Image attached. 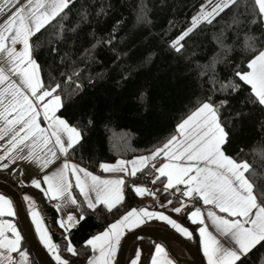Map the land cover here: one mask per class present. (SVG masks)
<instances>
[{
  "label": "trees",
  "instance_id": "obj_1",
  "mask_svg": "<svg viewBox=\"0 0 264 264\" xmlns=\"http://www.w3.org/2000/svg\"><path fill=\"white\" fill-rule=\"evenodd\" d=\"M219 2L72 0L70 10L65 9L32 38L33 58L40 66L43 84H60L58 94L64 107L59 116L83 132V147L70 152V160L98 172L101 163L150 155L177 134L178 124L200 102L211 97L221 108L220 102L226 99L228 103L221 112L232 132L229 154L250 164L246 175L257 186V198L264 199L260 192L264 188V106L255 101L251 88L235 76L237 71H248L249 55L255 54L254 49L264 41V21L256 15L254 0H237L211 24L199 23L180 40L179 52L172 47L192 27V18L202 6L210 11ZM229 81L238 84L239 90L219 91V82ZM241 111L242 121L234 122ZM2 180L19 187L14 178L5 176ZM157 183L148 188L160 189ZM133 184L137 185L135 177L126 181L124 201L111 213L102 205L96 211L88 209L77 195L85 218L67 233L59 228L55 208L40 192L35 188L20 192L32 194L42 204L44 222L53 242L61 247L63 258L70 259L71 264H84L91 257V249L85 244L88 238L103 231L125 211L143 206ZM156 193L159 199L168 195H160L161 189ZM170 196L174 199L171 192ZM189 210L186 207L177 216L193 231V242L198 247L196 226L187 218ZM65 235L77 255L63 250L68 243ZM262 261L264 248L257 245L248 254L246 264Z\"/></svg>",
  "mask_w": 264,
  "mask_h": 264
},
{
  "label": "snow or ice",
  "instance_id": "obj_2",
  "mask_svg": "<svg viewBox=\"0 0 264 264\" xmlns=\"http://www.w3.org/2000/svg\"><path fill=\"white\" fill-rule=\"evenodd\" d=\"M70 3L72 0H0V141L5 142L0 150V170L11 169L18 161L37 165L44 174L42 179L32 178L31 185L39 189L44 197L59 201L55 205L58 212L70 203L77 206V211L81 213L78 218L68 214L66 220L61 218L57 221L65 232L85 218L73 195L74 189L83 197L88 209L96 211L97 206L102 205L111 213L124 201L126 184L125 178H102L69 159L70 152H75L77 146L83 147V132L57 114L64 107L62 96L58 94L60 84L46 87L40 77V66L33 58L32 38L65 9H69ZM236 3L237 0H220L211 6L210 11L202 6L201 12L192 18V27L184 31L172 47L179 52V41L199 23L211 24L220 13ZM254 6L257 17L264 19V0H254ZM217 39L223 47V41L219 37ZM260 43L261 47L254 49L255 54L247 59L250 71H237L235 76L251 86L255 101L264 106V41ZM215 83L214 80L213 87ZM219 84L221 92L238 91L240 87L231 81ZM227 103L226 99L221 101V108ZM221 108L216 107L209 97L178 124V135H172L150 155L133 161L121 159L115 164L101 163L99 167L105 173H124L126 177L130 164V174L135 177L138 171L151 163L155 173H158L151 183L159 181L166 195L169 190L176 189L182 197H198L204 206H210L206 219L214 232L209 230L205 213L200 207L187 214L188 220L198 225L199 242L207 264H246L248 254L257 245L264 248V199L257 198V186L246 175L250 172V164L229 154L232 132L222 118ZM243 116L242 111L237 113L234 122L242 121ZM158 158L163 160L159 166L154 163ZM50 166L54 168L46 172ZM17 172L21 177L24 175L20 169L13 171V175ZM161 177H166V182ZM181 185L183 188L178 187ZM133 191L137 196H155L160 189L153 191L133 184ZM260 192L264 194V188ZM23 199L29 205V214L40 243L56 264H71L70 259L63 258L61 247L53 242L40 213L35 210V202L28 195ZM174 199L180 206H173L171 211L180 214L187 205L181 197ZM166 203L172 205L174 200L168 199ZM15 215L12 200L0 195V216ZM151 220L169 225L186 239L193 237L192 231L168 215L133 207L109 223L102 232L86 240V246H90L93 253L88 264H114L125 232ZM218 236L224 237L228 246H224ZM22 239L15 224L0 223V264H29ZM64 239L68 240V236L65 235ZM63 250L72 256L77 255L70 240ZM150 259L151 264H173L160 243L155 244ZM140 260L141 250L137 248L132 264H138Z\"/></svg>",
  "mask_w": 264,
  "mask_h": 264
},
{
  "label": "crops",
  "instance_id": "obj_3",
  "mask_svg": "<svg viewBox=\"0 0 264 264\" xmlns=\"http://www.w3.org/2000/svg\"><path fill=\"white\" fill-rule=\"evenodd\" d=\"M264 21V19H263ZM37 34V33H36ZM19 47V46H18ZM248 71H250L248 69ZM40 77H41V74H40ZM250 88L251 86L248 85ZM59 112V111H58ZM58 114V113H57ZM59 115V114H58ZM62 118V117H61ZM42 119V117H41ZM42 126H45L42 124ZM178 135V133L176 134ZM4 143L3 141H0V150L3 149V146H4ZM138 158V157H137ZM137 158L135 159H132L130 161H133V160H136ZM121 160V159H119ZM72 161V160H71ZM118 161V160H117ZM74 162V161H72ZM163 160L162 158H158L157 161H155L154 163L157 164V166H159L160 163H162ZM116 162L114 163H109V164H115ZM152 165L151 163H149L148 166ZM82 166V165H80ZM84 167V166H82ZM52 168H54V166H50V169H46L45 171H50L52 170ZM86 168V167H85ZM17 169H20L24 172V175L21 177L19 176V173L17 172L16 175H13V171L17 170ZM87 169V168H86ZM128 169H129V174L125 177V174L124 173H105L103 172V170H99L98 172H92L94 175H99L101 176L102 178H116V177H122V178H125L126 181H131L132 178H134L133 176H131V165L129 164L128 165ZM88 171H90L89 169H87ZM43 172L40 171L39 167L31 162H26V161H18L15 165H12L11 169H8V170H0V180L1 181H4L2 180L3 177H9V178H14L16 181H17V185H19V187L17 186L15 189L20 193L21 195V199H22V202H23V205H24V208H25V212H26V215L28 216L29 220H30V223H31V226L34 230V233H35V236L38 240V242L40 243L39 241V237L37 236L36 234V231H35V226L32 224V219H31V216L29 214V205L27 202L24 201L23 197L25 195H28L32 201H34V207H35V210L38 211L40 213V216L42 218V220L44 221V216H43V211H42V204L40 202H38L36 200V198L32 195V194H28V193H24V192H20V190L22 189H27V188H35L34 186L31 185L30 183V180L32 178H37V179H42V176H43ZM158 175V173H157ZM161 180L165 181L166 182V177H161L160 178ZM22 181V182H21ZM16 185V184H15ZM158 187L161 189V194L162 195L164 193L163 191V185L161 183H157ZM182 186V185H181ZM42 187H46L45 185H42ZM125 187V186H124ZM143 187V186H142ZM38 192H40V195L48 202L50 203V199L49 198H46L44 197L43 193L35 188ZM172 190V189H171ZM171 190H169V194L163 198V199H159L158 196V193H156L155 196H152V195H149V194H145L144 196H139L140 199L143 201V206L141 208H147L148 210L150 211H156V212H162L166 215H168L170 218L172 219H175L178 223H180L182 226L186 227L182 222H180L179 218L177 215L179 214H176L174 213L173 211H171V208L173 206H180L179 203H175V204H172V205H169L166 203V201L168 199H172L171 196H170V192ZM0 195H5L6 197H8L9 199H11V197L5 193V192H1L0 191ZM73 195L76 197L77 199V195L81 198V200L83 201V197H81L78 193V190H73ZM181 199L184 200L185 204L187 205L186 207H189L190 210L187 211V214L191 211V210H194L196 207H200L202 209V211H204L205 213V219H206V211H207V208L210 207V206H204L202 201H199V198L197 199V201H193V199H190V198H185V197H182ZM12 200V199H11ZM175 200V199H173ZM78 201V200H77ZM13 202V200H12ZM59 203V201H58ZM165 205L164 207H161L160 205ZM79 205V203H78ZM86 205V204H85ZM100 206V205H98ZM97 206V207H98ZM87 207V205H86ZM185 207V208H186ZM13 208H14V211L16 212V215L13 216V217H9V216H0V223H4V222H11L13 224L16 225L17 227V230L21 232V235L23 237L22 239V248L24 251H26L28 253V256H29V264H36V260L34 259L32 253H31V250L29 249V246L26 244V237L24 235V231H23V227H22V223L19 219V216H18V212H17V209H16V206L13 202ZM185 208L182 210V212L180 214H182L184 211H185ZM56 212H57V221L60 220L61 218H64L66 220V217L68 214H72L74 216H76L77 218L79 217V215L81 214L79 211H77V206H73L71 205L70 203L65 206L61 211H57V209L55 208ZM172 212V213H171ZM223 215V214H221ZM19 220V221H18ZM190 221V220H189ZM80 222V221H79ZM78 222V223H79ZM206 222L209 224V230L210 231H213L214 232V229L211 228L210 226V222L207 221L206 219ZM191 223V221H190ZM45 224V222H44ZM77 224V223H76ZM75 224V225H76ZM192 224V223H191ZM74 225V226H75ZM194 226H196V232H197V236H198V247L194 244L193 242V237L191 240L189 239H186L182 236H180L178 233L175 232L174 229H172L169 225L161 222V221H157V220H151V221H148L146 222L145 224H142L134 229H132L131 231H126L125 232V235L126 236L127 234L131 233V232H134V231H137L139 229H142V228H146V227H159V228H162V229H165V230H168L176 235H178L179 237H181L182 239H185V240H188L190 241L195 247L196 249L198 250V253L200 255V258L202 260V263L203 264H207V260L206 258L204 257L203 255V249L200 245V238H199V234H198V225H195V224H192ZM59 226V224H58ZM74 226H71L67 232H69L71 230V228H73ZM45 227L47 228L46 224H45ZM59 228L64 232V233H67L65 232V229H62L60 226ZM188 228L190 231H192L189 227H186ZM48 229V228H47ZM102 232V231H101ZM193 232V231H192ZM100 233V232H99ZM98 234V233H97ZM215 234V233H214ZM8 235L10 236L11 234L8 233ZM218 239L221 241L222 244H224V246H228L227 245V241L225 240L224 237H219L218 236ZM123 240V239H122ZM123 242V241H122ZM122 242H121V246H122ZM156 243H160V242H157V241H154L153 239H150V238H136L134 240H132L130 243H129V246H128V251H127V255H126V260H125V264H132V260L135 259V250L137 248H139L141 250V260L138 262V264H151V259H150V256L151 254L154 253V246ZM162 246H164L162 243H160ZM40 245L43 247V245L40 243ZM172 246L175 250V252L179 255V257H182L184 259H190V257L187 255V253L184 251V249L176 242H172ZM90 247V246H89ZM165 247V246H164ZM44 248V247H43ZM45 249V248H44ZM91 249V248H90ZM121 249V247H120ZM120 249L118 250L117 252V255H116V258H115V261H114V264H117V258H118V255H119V252H120ZM47 251V249H45ZM165 250L168 252V250L165 248ZM48 253V251H47ZM169 253V252H168ZM49 254V253H48ZM14 257H17V254L16 253H13L12 254ZM51 256V254H49ZM93 253L91 252V257H92ZM52 257V256H51ZM90 257V258H91ZM169 257L173 260V264H178L177 261L170 255L169 253ZM89 258V259H90ZM18 259V257H17ZM38 263V262H37ZM84 264H88V261H86Z\"/></svg>",
  "mask_w": 264,
  "mask_h": 264
},
{
  "label": "water",
  "instance_id": "obj_4",
  "mask_svg": "<svg viewBox=\"0 0 264 264\" xmlns=\"http://www.w3.org/2000/svg\"><path fill=\"white\" fill-rule=\"evenodd\" d=\"M0 191L7 193L13 200L19 219L22 223L24 235L34 259L39 264H56L52 257L38 242L30 220L26 215L20 193L9 183L1 180ZM136 238H150L154 241L162 243L178 264H203L198 250L190 241L182 239L178 235L159 227H146L127 234L123 239L117 258V264H125L129 243ZM172 242L178 243L190 257V259L179 257L172 246Z\"/></svg>",
  "mask_w": 264,
  "mask_h": 264
},
{
  "label": "built area",
  "instance_id": "obj_5",
  "mask_svg": "<svg viewBox=\"0 0 264 264\" xmlns=\"http://www.w3.org/2000/svg\"><path fill=\"white\" fill-rule=\"evenodd\" d=\"M157 173H155V170L152 168V166H147L146 168H143L141 171H138L135 176V183L137 185H145L146 188H148L151 184V181L155 178ZM179 188H183V186H178ZM172 197H182L181 192L177 191L176 189L171 190ZM198 197L193 199V201H197ZM58 203V201H50V204L54 207Z\"/></svg>",
  "mask_w": 264,
  "mask_h": 264
},
{
  "label": "rangeland",
  "instance_id": "obj_6",
  "mask_svg": "<svg viewBox=\"0 0 264 264\" xmlns=\"http://www.w3.org/2000/svg\"><path fill=\"white\" fill-rule=\"evenodd\" d=\"M138 186V185H137ZM125 237V236H124ZM124 237H123V239H124ZM123 241V240H122Z\"/></svg>",
  "mask_w": 264,
  "mask_h": 264
}]
</instances>
